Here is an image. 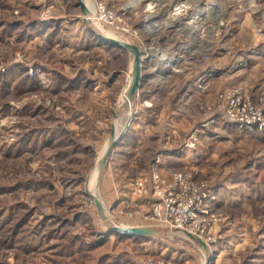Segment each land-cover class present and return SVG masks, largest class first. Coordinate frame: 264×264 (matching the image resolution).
<instances>
[{
	"label": "rangeland",
	"instance_id": "374dc122",
	"mask_svg": "<svg viewBox=\"0 0 264 264\" xmlns=\"http://www.w3.org/2000/svg\"><path fill=\"white\" fill-rule=\"evenodd\" d=\"M86 2L89 16L79 0H0V264H205L228 228L254 247L264 133L210 122L233 102L264 110V0ZM60 16L69 42L65 30L46 42L42 24L27 27ZM98 37L143 53L130 106L121 96L133 54ZM112 128L118 145L99 174ZM203 186L224 190L195 206L208 215L178 225L176 211ZM243 197L259 203L231 206ZM115 226L155 233L118 236Z\"/></svg>",
	"mask_w": 264,
	"mask_h": 264
},
{
	"label": "crops",
	"instance_id": "0c3cea01",
	"mask_svg": "<svg viewBox=\"0 0 264 264\" xmlns=\"http://www.w3.org/2000/svg\"><path fill=\"white\" fill-rule=\"evenodd\" d=\"M52 20H54L53 22H38L36 21V23H29L27 24V27L31 26V25H35V29H33V31H36V27L42 24V27H45L41 33H39L37 35V37H39V39H43L46 42H51V38H54L55 35H58L60 32L62 33V30H65V32L67 33V35L65 36V38H67L66 42H69V29L68 28H64V24L68 22V18L66 17H57V18H53ZM26 27V28H27ZM72 36V35H70ZM101 40H107L106 44L107 46L112 49L113 53H115L116 51H122L121 48H118L117 46H115L114 44H112L109 39H105V38H101L98 37ZM71 39V38H70ZM73 39V38H72ZM72 39L70 40V42H72ZM75 41L80 42V40H77L75 38ZM103 41V42H104ZM101 42V41H100ZM104 44V43H103ZM76 45V44H75ZM189 91V90H188ZM202 128V127H200ZM230 128V127H228ZM232 130V128H230ZM209 130L208 129H203V132H201V135H203V133H207ZM234 131V130H232ZM231 133V131H230ZM261 136V140H263L264 142V134L263 135H259ZM186 144V143H185ZM182 148V146L180 147V149ZM185 148V145H184ZM176 151L178 149H175ZM183 155L185 153V149L182 151ZM180 155L178 154V157ZM183 157V156H182ZM264 160L261 163V166L264 167ZM260 165V164H259ZM258 166H256L257 168ZM260 167V166H259ZM258 167V168H259ZM242 190H244V184L241 186ZM224 189L220 188L219 190H217L216 194L218 193V195L221 196L222 191ZM253 191H255V189H253ZM238 192H240V190H238ZM256 194V193H254ZM246 203H251V204H258L259 201H257L256 199H252V198H245L243 197V199H238L235 202H232L231 206H241L245 205ZM219 205V204H218ZM233 229L228 228L226 229L225 233V239L224 241L219 245V247H217L214 250V256H213V261L211 264H264V238L262 237V235L258 234V238L259 240H254L253 245L256 243V245L254 247L251 248V242L252 241L249 236L247 235L248 232H246V230H239L237 232H235V234H229L232 232ZM228 233V234H227ZM255 235V234H254ZM150 243V242H147ZM248 252V254L246 256H244L242 259H240L239 256H237V253H242V252ZM186 260V259H184ZM182 260V261H184ZM186 263H190V259H188L186 261Z\"/></svg>",
	"mask_w": 264,
	"mask_h": 264
},
{
	"label": "built area",
	"instance_id": "2783aa9c",
	"mask_svg": "<svg viewBox=\"0 0 264 264\" xmlns=\"http://www.w3.org/2000/svg\"><path fill=\"white\" fill-rule=\"evenodd\" d=\"M102 16H104L105 19H107V13L104 11V9H102ZM42 71L36 69V68H31L30 69V74H37V73H41ZM238 103V104H237ZM240 103L236 102V103H232L230 104V110L226 113H221L219 114L217 117L215 116L212 120H211V124L214 125L215 121L217 118H221V120L226 121L227 123H229L230 125L233 126H238L239 128L243 129V130H248L251 129L250 131L252 132H261L264 133V110L263 111H259V112H252L251 109H242L240 107ZM250 108V106H247ZM236 114L238 116H243L240 119L236 116ZM208 125H202L203 127H207ZM200 128V127H199ZM199 135L198 130H196V132L194 133V135H191L190 138L188 139V141L185 144V148L188 149H193L195 148L196 144H197V138L196 136ZM156 178H158V176H155ZM181 176L179 174H177L175 176L176 182H180L181 181ZM201 193L199 196L196 194L193 196L192 199L189 198V200L187 201V203L185 204V206L177 212L176 211V215H177V224H183L184 222L188 221V219H192L191 215L192 213L195 212H199L200 215L203 214H209V212L207 211H198L196 209V205L197 203H204V202H213L216 200V192L212 190L211 187H201L200 188ZM178 194V193H176ZM172 197V196H171ZM181 198V194L176 197V199ZM176 202V201H175ZM220 241V240H219ZM216 242L218 241H213V244H217Z\"/></svg>",
	"mask_w": 264,
	"mask_h": 264
},
{
	"label": "water",
	"instance_id": "95a60500",
	"mask_svg": "<svg viewBox=\"0 0 264 264\" xmlns=\"http://www.w3.org/2000/svg\"><path fill=\"white\" fill-rule=\"evenodd\" d=\"M79 6L82 10V13L85 16H89L90 10L82 0H79ZM109 41L115 46H117L118 48H121L122 50L128 51L131 54H133L134 59H133V67H132V77H131V83L127 91V97L130 101H132L135 98L137 91L140 87V83H141L143 53L141 52L139 47L129 44L127 42H123V41H120L114 38H109ZM118 138L119 137L117 136L115 129L112 128L110 139H109V144L106 147V150L104 151V154L99 164V174L101 171H103L105 165L107 164L108 160L111 157V154L114 148L118 145ZM94 201L96 203L99 213L103 214V206L101 202L98 199H94ZM112 230L119 234L128 235L131 237H148V236H152L155 233V231L152 229L141 228V227L115 226L113 227ZM212 261H213V257L212 255H210L207 258V261L205 264H211Z\"/></svg>",
	"mask_w": 264,
	"mask_h": 264
},
{
	"label": "bare ground",
	"instance_id": "6f19581e",
	"mask_svg": "<svg viewBox=\"0 0 264 264\" xmlns=\"http://www.w3.org/2000/svg\"><path fill=\"white\" fill-rule=\"evenodd\" d=\"M90 1V0H89ZM85 3H87V6L93 11V4H90V3H92V2H90V3H88V2H86V0H85ZM111 34V33H110ZM130 83H131V79H130V81H129V83L127 84V86H126V88H125V91H124V93H123V95L121 96V103H123V105H128L129 104V106H130V103H131V101L128 99V97H127V91H128V88H129V85H130ZM120 103V102H119ZM120 105V104H119ZM122 105V104H121ZM105 149V148H104ZM106 150V149H105ZM104 150V151H105ZM102 151V150H101ZM104 153V152H103ZM103 155V154H102ZM98 170V169H97ZM95 171L94 172V174H93V176H92V178H91V184H92V186H93V184H95V181H96V178H97V175H98V171ZM91 186V187H92ZM94 187V186H93Z\"/></svg>",
	"mask_w": 264,
	"mask_h": 264
},
{
	"label": "trees",
	"instance_id": "16d2710c",
	"mask_svg": "<svg viewBox=\"0 0 264 264\" xmlns=\"http://www.w3.org/2000/svg\"><path fill=\"white\" fill-rule=\"evenodd\" d=\"M117 234H118V236H124V237L126 236V237H128V235H123V234H119V233H117ZM129 237H131V236H129Z\"/></svg>",
	"mask_w": 264,
	"mask_h": 264
}]
</instances>
